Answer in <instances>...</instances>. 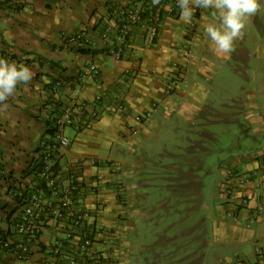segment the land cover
Instances as JSON below:
<instances>
[{
    "label": "crops",
    "instance_id": "crops-1",
    "mask_svg": "<svg viewBox=\"0 0 264 264\" xmlns=\"http://www.w3.org/2000/svg\"><path fill=\"white\" fill-rule=\"evenodd\" d=\"M128 1L0 0V58L24 63L36 73L31 84L17 86L7 109L0 110V242L14 235V218L23 206L20 191L39 188L32 167L48 139L46 131L54 127L60 109L69 107L77 127L64 129L69 146L55 158L54 172L63 184L72 176L74 203L85 206L91 213L88 223L95 222L102 231L93 239L96 251L106 250L103 256L113 264H205L202 225L208 219L211 242L220 249L228 244L245 248L253 239L263 242L253 244L249 260L240 254L232 263L224 257L215 261L213 252L215 264H264V171L253 158L264 154V121L250 128L240 124L254 148L244 152L222 144L217 133L207 130L212 125L237 126L241 120L225 116L210 124L205 113L214 107L208 100L209 84L230 77L218 71H227L231 59L251 60L252 48L264 49V7L248 18L243 38L226 54L217 52L204 30L212 9L196 8L192 20L185 22L180 9L163 2L152 42L146 41L144 26L134 25L119 58H112V38L102 42L100 34L113 23L109 9ZM81 29L90 33L88 47L64 43L63 35ZM89 64L99 68V75L81 81ZM251 94V108L242 112L260 110L253 106L261 107L258 97H264V85L252 86ZM145 111L148 118L132 135V117ZM217 150L225 161L207 166L205 161ZM91 159L98 162L90 164ZM158 166L163 175L156 176ZM225 170H232L234 178L243 173L251 177L238 189L228 177L227 196L221 184ZM149 188L164 192V197L146 205L144 191ZM116 190H121V203ZM240 195L245 206L239 205ZM251 224L260 225L249 231ZM63 230L62 223L45 218L28 256L16 261L0 246V264H50L51 246ZM75 240L62 251L64 259L74 254Z\"/></svg>",
    "mask_w": 264,
    "mask_h": 264
},
{
    "label": "built area",
    "instance_id": "built-area-1",
    "mask_svg": "<svg viewBox=\"0 0 264 264\" xmlns=\"http://www.w3.org/2000/svg\"><path fill=\"white\" fill-rule=\"evenodd\" d=\"M163 2H168L172 9H179L177 0H160V4L153 6L152 0H129L126 5L113 6L109 9V18L113 21L112 25L108 24L104 27L100 34L102 42L112 43L108 49V53L112 58H119L121 49L129 34V30L134 25H142L145 27L147 38L146 41L150 44L156 33L157 22L159 19L160 7ZM147 10L149 11L147 13ZM147 16V21L144 17ZM114 30V33H113ZM111 36V38H110ZM64 43L75 49L88 47L91 42L90 33L86 29L78 30L77 32L64 36ZM99 75V68L94 64H89L85 67L81 74L80 80L87 78H96ZM59 82L56 81L53 85L57 89ZM96 96V100H99ZM122 108V105H119ZM82 114V113H81ZM148 112L135 115L133 120L138 123L148 117ZM54 131L50 138L41 146V155L39 159V167L37 169V177L41 184L45 185L49 193V199L43 197L41 188H34L27 195L23 206L14 218V235L11 238H6L0 242V246L4 250H9L13 259L16 261L24 260L29 253V245L38 234L44 215L48 214V218L54 222L62 223L64 220H69L71 229L78 230L80 226L90 216V211L80 205H73L72 201V186L74 179L72 176L67 177L66 183H61V178L54 173V160L62 150L69 146V139L64 134V129L67 127H77L73 116V110L69 107H63L54 119ZM133 134L136 130L132 131ZM254 159L264 162V155H253ZM262 158V159H259ZM90 164H95L96 160H89ZM227 178L235 181V189L242 187L250 180V175L233 177L231 173H227ZM226 181V180H225ZM228 182V181H227ZM233 189V188H232ZM231 186L229 183L226 186V195L230 196ZM241 201V200H240ZM247 201L243 199L241 203ZM71 231V230H70ZM81 231V230H80ZM76 239L72 232L63 231L61 238L55 239L50 249L52 256L50 264H62L61 258L65 261L64 264H113L111 258L108 260L103 256L106 250L96 251L93 247L94 241L89 235L83 231L79 234V243L75 244L76 249H73L74 254L70 257L62 256V251L66 248L72 239ZM112 245H115L112 244Z\"/></svg>",
    "mask_w": 264,
    "mask_h": 264
},
{
    "label": "rangeland",
    "instance_id": "rangeland-1",
    "mask_svg": "<svg viewBox=\"0 0 264 264\" xmlns=\"http://www.w3.org/2000/svg\"><path fill=\"white\" fill-rule=\"evenodd\" d=\"M262 55H264V49H263V47L261 48L259 46L258 48H255V49L252 48L251 49V60L249 58H246V57H245L246 59L244 62L240 59H237V58L231 59L232 65H230L228 67L227 71H218V72H226V74H228V76H230V77L224 78L223 80H222V78L219 80H215L211 84H209V86L207 87L209 93L211 94V95H208L210 97L208 100L213 101L212 105H214V107H212L210 109L207 108L206 112H205L208 119H210V121L212 122L210 124H218L216 122H218L220 118L225 119V116L228 118H230V116H231V119H232L236 115L237 120H241V122H238L237 126L229 125V127H221L220 128V126H213L212 125L207 130L209 132H212V133L213 132L217 133L219 135V139L221 140L222 144L225 143L227 146L228 143H231L232 146L234 147V149L239 148L238 150H242L244 152L254 151L253 150L254 148L252 147L250 142L247 141L248 138L245 136V133H241V130H243V129L241 128L240 124H243L244 127H246V128H248V127L250 128L251 127L250 124H261V121H264V113L261 111V108L264 107V97H262V96H261L262 99H261V97H258V99H260L262 102L261 107H258V106L254 107L253 106V109L260 108V110H258V112H255V113L253 112V114H249V112H245V111L242 112L243 110H246V109L250 110V108H251V106H248V105H249V98L252 96V94H251L252 93V86H256L257 84L264 85V56H262ZM238 56H242V54L239 52ZM250 94H251V96H250ZM240 108H241V112H237V111H239ZM244 117H247L248 119L245 118V120L247 119L245 121L243 119ZM133 118H134V116L132 117V121L134 124H132L129 127V131L132 135H136L137 131L135 134H133L132 131L136 130V126L140 125L142 123V121L147 119L148 117H146L145 119L141 120L138 123H136L133 120ZM223 148H227V147H225L223 145ZM255 153H257V152H255ZM224 158H225V154L222 151L217 150V152L213 153V155L211 156V159H209L205 162L207 163V166H210V167L215 166L216 167L220 161H225ZM259 159H262V158H259ZM111 162L112 161H110V163ZM166 163H167V161L166 162H158V165L162 166V165H165ZM160 166H158V168H157L158 170H156V171L152 170L150 173H152L154 171L155 173H157L156 176L163 175V172H162L163 169ZM181 167H184L183 163H181ZM258 169L259 170L261 169L264 171L263 159L261 161V167H259ZM225 171H227V170H225ZM227 172L233 174L232 170L227 171ZM237 175L244 176V175H247V173L237 174ZM145 176L150 177L149 175H145ZM206 176H208V175L206 174ZM214 178L215 177H211L209 180L212 181ZM203 180H204V177H203ZM211 181H209V182H211ZM118 188H120V186ZM174 191H175V188H173V196H174ZM236 192H239V191H236ZM144 193L146 196V198L144 200L146 205H148L149 202H151V201L162 199L165 195L164 192H162V193L158 192L160 194H158L157 192H153V190L151 188L146 189L144 191ZM126 195H127L126 196V200H127V198L130 195L129 194H126ZM166 195L169 196L168 194H166ZM120 196L122 197V194H120ZM238 199L243 201V199H245V197L240 195L238 197ZM232 201H234V200H232ZM241 201H240L239 205L245 206L247 204V202L241 203ZM118 203H121V202L119 201ZM204 212H206V211H202V214ZM203 216L206 218L207 214L204 213ZM263 216H264V214H263ZM208 222H209V220L207 219V221L202 225L203 233H204V235L207 236V237H205V243L207 246L204 249L205 250V252H204L205 264H215L213 259L210 258V255H212V253L216 252V251L217 252L215 255V261L220 260L224 257V260L229 259L232 263V261L233 262L235 261V257L237 255L241 256L240 254H243L245 256L246 260L247 259L249 260L250 258L253 259L251 257V256H253V244H255L257 246V245H261V243H263L261 240H258L256 242L255 239H253V240H251V244L249 246L246 244L245 248H241L240 246L239 247L238 246L230 247L228 244L225 246L224 249H220L216 245H213V243L211 242V239H210L211 233L209 232V226L210 225L207 224ZM259 225L251 224L249 226V229H247V230L256 231V229ZM250 263H252V262L250 261ZM253 263H255V262H253Z\"/></svg>",
    "mask_w": 264,
    "mask_h": 264
},
{
    "label": "clouds",
    "instance_id": "clouds-1",
    "mask_svg": "<svg viewBox=\"0 0 264 264\" xmlns=\"http://www.w3.org/2000/svg\"><path fill=\"white\" fill-rule=\"evenodd\" d=\"M153 6L160 0H152ZM180 18L190 22L196 8L212 9L211 20L204 30L217 52L231 54L235 41L242 39L248 18L256 15L264 5L261 0H177ZM36 73L24 63L0 58V110H6L8 100L14 98L17 86L31 84Z\"/></svg>",
    "mask_w": 264,
    "mask_h": 264
},
{
    "label": "trees",
    "instance_id": "trees-1",
    "mask_svg": "<svg viewBox=\"0 0 264 264\" xmlns=\"http://www.w3.org/2000/svg\"><path fill=\"white\" fill-rule=\"evenodd\" d=\"M53 131H54V128H52V129L50 128L49 130L46 131V132L48 133V138H50V137L52 136ZM38 167H39V162H38L35 166L32 167V171H33V169H34V175H35V177H36L37 184H38L39 188H41V189L43 190V197L49 199V196H50V195H49L48 191L46 190L45 185L41 184V183L38 181V179H37L36 174H37V169H38ZM54 167H55V165H54ZM32 171H31V172H32ZM53 171H54V168H53ZM54 173H55V172H54ZM225 180H226V181H225ZM225 180L222 181L221 184L227 186V185H228V182H227V176L225 177ZM73 185H74V184H73ZM19 190H20V189H19ZM31 190H32V189L28 190V189L26 188L25 190L20 191L21 193H20L19 203H24V201L26 200L27 195L31 192ZM116 191H117V193H116V196H117V197H116V198H117V200H118V202H119V201H121L122 197L120 196L119 191H118V190H116ZM71 192H72V194H74L72 189H71ZM72 201H73V205L76 206V203H74V200H73V199H72ZM22 205H23V204H22ZM77 205H78V204H77ZM83 207H85V206H83ZM48 216H49L48 214H45V215H44V219H45V218H48ZM89 217H90V216H89ZM87 220H88V219H87ZM87 220H86V221L80 226V228H79L78 230H76V229H71L72 226H71L69 220H64V221L62 222V227H63V229H64L63 231H64V232H65V231L72 232L73 236H74V237H77L76 240H75V241H76L75 244H78V243H79L78 237H79V234L81 233V231L87 233V234L89 235V237H90L92 240L94 239V237L97 236V233H98V232H99V233L102 232L101 230H97V229H96L95 222L90 224V223H88ZM70 230H71V231H70ZM80 230H81V231H80ZM72 240H74V238H73ZM72 248H73V249H76V246L73 245Z\"/></svg>",
    "mask_w": 264,
    "mask_h": 264
}]
</instances>
